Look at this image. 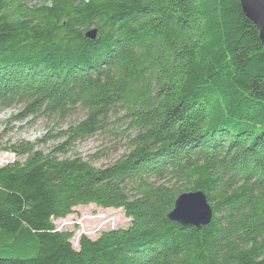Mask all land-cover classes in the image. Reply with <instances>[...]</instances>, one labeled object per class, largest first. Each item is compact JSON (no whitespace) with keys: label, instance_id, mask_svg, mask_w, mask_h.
Wrapping results in <instances>:
<instances>
[{"label":"trees","instance_id":"obj_1","mask_svg":"<svg viewBox=\"0 0 264 264\" xmlns=\"http://www.w3.org/2000/svg\"><path fill=\"white\" fill-rule=\"evenodd\" d=\"M14 108L10 122L84 117L0 146L24 158L0 168V264H264V46L238 0H0V110ZM116 124L111 164L75 151ZM197 191L211 222H169ZM90 205L127 226L74 247L55 222Z\"/></svg>","mask_w":264,"mask_h":264},{"label":"rangeland","instance_id":"obj_2","mask_svg":"<svg viewBox=\"0 0 264 264\" xmlns=\"http://www.w3.org/2000/svg\"><path fill=\"white\" fill-rule=\"evenodd\" d=\"M21 108L9 110H0V146L15 144L19 141L36 142L41 140L45 135L52 132V136L68 126L81 121L84 113L81 110H76L73 114L63 121L42 116L31 123L30 118L23 121H12L10 119L17 115ZM123 127L119 125L113 126L111 133H102L87 139L75 146V151L81 158L88 160L91 156H97L96 161L91 162L96 167H103L111 164L124 152V136L121 135ZM63 140L56 139L55 141L38 146V150L42 153H48L54 146ZM24 158H16L14 155L1 152L0 153V168L13 163L15 161L23 162ZM107 222H109L107 224ZM114 223V228H125L128 220L125 219L120 210H103L92 205L87 207H78L74 213L63 221L56 222L57 227H61L68 231H75L77 234L80 230L89 234L90 239L96 237L94 230L100 225L103 229L110 227ZM75 247V246H74Z\"/></svg>","mask_w":264,"mask_h":264},{"label":"water","instance_id":"obj_3","mask_svg":"<svg viewBox=\"0 0 264 264\" xmlns=\"http://www.w3.org/2000/svg\"><path fill=\"white\" fill-rule=\"evenodd\" d=\"M238 2L244 17L256 27L258 40L264 46V0H238ZM95 36V30L85 34V38L90 40H94ZM166 219L182 227L199 229L211 222L212 210L202 192L183 193L175 199Z\"/></svg>","mask_w":264,"mask_h":264},{"label":"built area","instance_id":"obj_4","mask_svg":"<svg viewBox=\"0 0 264 264\" xmlns=\"http://www.w3.org/2000/svg\"><path fill=\"white\" fill-rule=\"evenodd\" d=\"M63 221V220H62ZM57 222H60V221H57ZM109 222H107V224H108ZM58 225V224H57ZM57 225H56V222H55V226H56V230L57 231H64V230H66V229H63V228H61V227H57ZM114 223H111V226L110 227H107V228H104L103 229V225H100L96 230H94L93 232H94V234L97 236L99 233H101L102 231H106V230H112V229H114ZM82 236H85V237H89V234L88 233H86L85 231H83V230H80V232H78L77 234L75 233V235H74V238H73V240H72V243H73V246H77V243H78V240H79V238L80 237H82Z\"/></svg>","mask_w":264,"mask_h":264}]
</instances>
